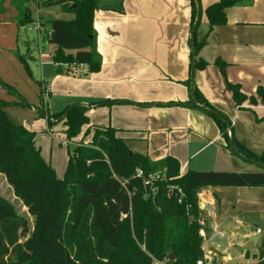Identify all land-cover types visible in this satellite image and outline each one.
I'll return each mask as SVG.
<instances>
[{"label":"crops","instance_id":"crops-1","mask_svg":"<svg viewBox=\"0 0 264 264\" xmlns=\"http://www.w3.org/2000/svg\"><path fill=\"white\" fill-rule=\"evenodd\" d=\"M23 1L34 20L29 25L23 24L16 0H0V101L19 103L22 99L39 116L36 108L46 89L49 111L57 114L72 104L85 105L89 107L88 127L118 130L132 151L153 162L174 157L182 174L189 170L261 172L227 149L214 119L191 106V90L196 86L231 121L236 141L264 154V103L257 94L259 87L264 89V0H244L229 8L227 24L211 32L206 9L220 0H197L201 9L197 39L206 41L198 58L208 65L193 73L192 0H97L94 28L102 67L94 74L87 67L70 72L62 67L63 72H58L59 66L53 63L57 47L45 46L49 26H43L41 34L33 28L40 17L69 20L74 16L57 8L40 9L39 0ZM31 29L37 32L36 50H32ZM21 57L27 59L31 74ZM218 60L226 64L225 74ZM189 81L191 88L186 85ZM227 82L240 85L258 104L248 101L239 108ZM104 100L126 103L93 105ZM14 109L8 107L6 112L21 125ZM199 198L203 234L211 239L204 249L215 255L217 263H258L264 250V187L209 188ZM253 236L259 237L256 245L250 241ZM247 244L259 249V255H251Z\"/></svg>","mask_w":264,"mask_h":264},{"label":"trees","instance_id":"trees-1","mask_svg":"<svg viewBox=\"0 0 264 264\" xmlns=\"http://www.w3.org/2000/svg\"><path fill=\"white\" fill-rule=\"evenodd\" d=\"M243 1L220 0L210 5L206 9L209 32L226 25L227 10ZM25 2L16 0V5L23 24L29 25L34 20L24 7ZM74 5L77 8L71 9ZM38 6L47 10L57 8L74 16L71 20L40 19L43 26H49L45 38L57 47L53 63L67 67L69 72L83 65L89 73H98L102 57L97 51L94 28L99 9L97 0H39ZM197 17L198 3L192 0L195 69L204 70L208 64L198 57L206 41L197 39L201 23V20L197 23ZM21 60L31 74L27 59L21 57ZM216 64L225 74L226 64L221 60ZM186 85L191 88V81ZM227 88L239 108L248 101L258 104L255 97L242 92L240 85L227 82ZM194 89L198 104L218 112L196 86ZM43 93L36 108L39 116H47L50 127L55 121L63 122L68 141L82 134L83 139L90 137V141L82 140L72 154L69 152L65 176L58 179L42 157L35 133L15 124L6 112L8 107L29 104L22 99L19 103L0 101V174L34 218L31 230L14 206L0 197V264H161L166 260L167 264H197L204 254L201 232L206 229L199 198L202 191L264 187V171L189 170L182 174L174 157L153 162L148 156L132 151L126 140L118 136V130L88 127L89 107L85 105L72 104L52 114L46 108ZM257 94L264 103L262 87ZM125 103L104 100L93 105L113 107ZM208 115L218 125L231 151V121L223 115L229 125L219 117ZM236 148L244 158L264 165V154L258 155L238 141ZM138 170L143 172L142 178L137 177ZM160 171H164V177L145 184L150 175ZM28 234L22 243V237ZM256 264H264V250Z\"/></svg>","mask_w":264,"mask_h":264},{"label":"rangeland","instance_id":"rangeland-1","mask_svg":"<svg viewBox=\"0 0 264 264\" xmlns=\"http://www.w3.org/2000/svg\"><path fill=\"white\" fill-rule=\"evenodd\" d=\"M53 9L55 10L56 8H52V10ZM34 14H36V12ZM42 18L44 19V21L45 19H47L44 17H40V19ZM71 19H73V17L69 18V20ZM29 37L31 40L32 50H36L38 45L37 32L32 29L29 30ZM45 46L51 47L49 42H46ZM35 69L37 70V67ZM48 101L51 102L50 99ZM107 109L111 110L110 108ZM50 112L54 114L52 110H50ZM13 113L15 114V119H17L21 125L35 133L36 145L40 147L42 157L55 170L58 179H63L67 170L69 152L72 154L74 148L78 146L79 143L82 142V140L84 141V143H88L90 141V137L83 139L82 134L79 137L68 141L64 133L65 127L62 123H60V121H55L59 123H53L51 129L49 126L48 117L36 116L35 110L31 107V105L18 107L16 106V109L13 110ZM50 129L53 131V136L49 135ZM63 142H65V144H63ZM0 197L5 198L14 206L18 215L28 221L30 229L32 230L34 226V218L29 214L28 209L22 204V202L15 196L13 188L7 183L6 179L1 174ZM27 237H29V234L24 235L21 239V242L23 243ZM246 249L250 251L251 255H259V249L255 250L248 244L246 246ZM246 249L244 248L243 250ZM251 262L252 261H244V264H251Z\"/></svg>","mask_w":264,"mask_h":264},{"label":"water","instance_id":"water-1","mask_svg":"<svg viewBox=\"0 0 264 264\" xmlns=\"http://www.w3.org/2000/svg\"><path fill=\"white\" fill-rule=\"evenodd\" d=\"M77 6L74 5L71 7V9H76ZM200 15H201V9H200V6L198 5V17H197V23L199 22L200 20ZM192 37H193V32H192ZM196 56L194 55V51H193V67H192V73L194 72V69H195V64H196ZM58 72L62 73V66H59L58 68ZM194 93H195V89H194V85L192 86V90H191V106L193 108H196V109H199L201 111H204L206 112L207 114H210L212 116H216V117H219L221 119H223L224 121H226L229 125H230V122H228V120L226 119V117H224L223 115H221L219 112H216V111H213V110H210V109H207L201 105H199L195 100H194ZM230 137H231V151L232 153L238 157L239 159L247 162V163H250L251 165L257 167L260 171H264V165L263 164H260L256 161H251V160H248L246 158H244L242 155H240L238 152H237V148H236V141H235V138H234V133L232 130H230ZM259 240V237L258 236H253L250 241L252 243H254L255 245L257 244ZM171 259H173V256H171Z\"/></svg>","mask_w":264,"mask_h":264},{"label":"built area","instance_id":"built-area-1","mask_svg":"<svg viewBox=\"0 0 264 264\" xmlns=\"http://www.w3.org/2000/svg\"><path fill=\"white\" fill-rule=\"evenodd\" d=\"M35 29H37V31H39V33L41 34L43 32V25L41 24L40 20H38L34 27ZM79 68L83 69L85 68V66L81 65L79 66ZM48 91L46 89H44V93H43V97H44V100L45 102L48 100ZM63 144H65V142H63ZM68 144V143H67ZM143 176V172L141 170H138L137 172V177L138 178H142ZM162 177H164V171H160V172H157L153 175H150L146 180H145V184L149 185L150 183L154 182V181H157V180H160ZM179 193L182 195V191L179 190ZM258 234L261 233L260 230L257 231ZM201 235L203 237V257L197 262V264H217V259L215 257V255L212 253V252H207L204 248H205V245L207 243H209L211 241V239H208L204 234H203V231L201 232ZM220 237L222 239H225V235L223 234H220ZM161 264H167V260L164 261L163 263Z\"/></svg>","mask_w":264,"mask_h":264}]
</instances>
